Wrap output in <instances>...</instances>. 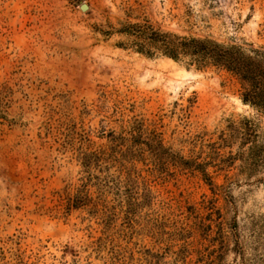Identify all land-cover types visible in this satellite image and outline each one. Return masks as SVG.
<instances>
[{
	"label": "rangeland",
	"instance_id": "rangeland-1",
	"mask_svg": "<svg viewBox=\"0 0 264 264\" xmlns=\"http://www.w3.org/2000/svg\"><path fill=\"white\" fill-rule=\"evenodd\" d=\"M129 24L264 51V0H0V264H264V111Z\"/></svg>",
	"mask_w": 264,
	"mask_h": 264
},
{
	"label": "trees",
	"instance_id": "trees-1",
	"mask_svg": "<svg viewBox=\"0 0 264 264\" xmlns=\"http://www.w3.org/2000/svg\"><path fill=\"white\" fill-rule=\"evenodd\" d=\"M119 32L133 36L132 45L147 55L160 52L174 60L188 58L198 68L209 64L226 67L248 83L243 101L264 111V51L245 54L239 47L164 33L147 24H129Z\"/></svg>",
	"mask_w": 264,
	"mask_h": 264
},
{
	"label": "water",
	"instance_id": "water-1",
	"mask_svg": "<svg viewBox=\"0 0 264 264\" xmlns=\"http://www.w3.org/2000/svg\"><path fill=\"white\" fill-rule=\"evenodd\" d=\"M81 8H82L83 10H85V9L87 8V5H86V4H82V5H81Z\"/></svg>",
	"mask_w": 264,
	"mask_h": 264
}]
</instances>
